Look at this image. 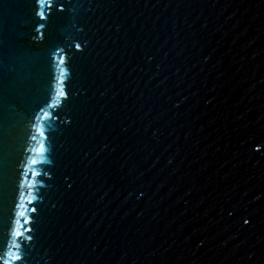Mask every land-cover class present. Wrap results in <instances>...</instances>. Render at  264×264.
<instances>
[{
    "label": "water",
    "instance_id": "water-1",
    "mask_svg": "<svg viewBox=\"0 0 264 264\" xmlns=\"http://www.w3.org/2000/svg\"><path fill=\"white\" fill-rule=\"evenodd\" d=\"M0 264H264V0H0Z\"/></svg>",
    "mask_w": 264,
    "mask_h": 264
}]
</instances>
